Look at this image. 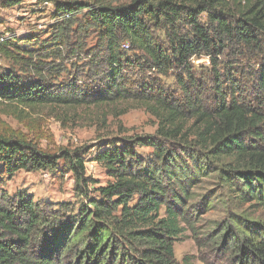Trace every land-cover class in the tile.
Instances as JSON below:
<instances>
[{
    "label": "trees",
    "instance_id": "16d2710c",
    "mask_svg": "<svg viewBox=\"0 0 264 264\" xmlns=\"http://www.w3.org/2000/svg\"><path fill=\"white\" fill-rule=\"evenodd\" d=\"M55 5L81 13L104 41L91 64L97 85L53 90L5 70L0 103L66 109L132 100L157 126L96 144L94 160L110 178L97 187H89L83 149L52 153L0 134V264H180L174 244L185 231L234 264H264V223L237 213L246 204L264 208V0ZM14 38L0 40L9 57ZM199 56L210 66L196 74ZM168 77L176 90L162 81ZM144 146L152 148L147 156L137 152ZM59 161L82 198L76 211L3 189L16 172H54ZM207 178L212 193L198 197L194 189ZM222 197L226 218L204 225L202 214ZM181 264L193 262L185 255Z\"/></svg>",
    "mask_w": 264,
    "mask_h": 264
},
{
    "label": "rangeland",
    "instance_id": "374dc122",
    "mask_svg": "<svg viewBox=\"0 0 264 264\" xmlns=\"http://www.w3.org/2000/svg\"><path fill=\"white\" fill-rule=\"evenodd\" d=\"M0 0V39H13L12 57L0 49V72L9 70L24 81L41 80L53 90L74 85L77 89L97 85L93 79L97 71L92 62L100 57L104 41L96 29L86 22L81 13L75 16L58 13L55 2L75 0H20L15 6H5ZM110 5L127 4L131 0H90ZM202 18H204L202 16ZM159 37L161 33L158 32ZM1 42V41H0ZM8 42V40H7ZM123 48H125L123 46ZM193 71L204 73L209 61L204 56L192 59ZM166 87L176 90L171 77L162 78ZM155 118L136 101L124 100L113 104L90 105L72 108H53L50 105L23 106L16 102L0 103V134L32 140L47 152L84 150L86 175L93 179L89 187L105 185L110 178L94 160L96 144L112 137L153 134ZM151 147L137 148L142 156L150 154ZM58 170H20L4 181L7 193L26 192L34 200L48 202L54 207L67 204L77 210L82 198L75 193L73 175ZM209 179V180H207ZM204 179L195 189L198 197L213 189L210 178ZM221 203L202 214L204 225L226 218L227 206ZM237 213L250 215L264 223V208L244 205ZM200 226H203L200 224ZM202 233V232H201ZM175 256L181 264L187 255L193 264H234L228 256L199 247L190 231H185L174 244Z\"/></svg>",
    "mask_w": 264,
    "mask_h": 264
},
{
    "label": "built area",
    "instance_id": "2783aa9c",
    "mask_svg": "<svg viewBox=\"0 0 264 264\" xmlns=\"http://www.w3.org/2000/svg\"><path fill=\"white\" fill-rule=\"evenodd\" d=\"M0 40H2V38Z\"/></svg>",
    "mask_w": 264,
    "mask_h": 264
}]
</instances>
